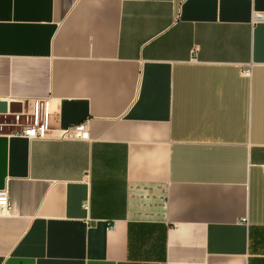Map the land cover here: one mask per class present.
I'll list each match as a JSON object with an SVG mask.
<instances>
[{
	"label": "crops",
	"instance_id": "1",
	"mask_svg": "<svg viewBox=\"0 0 264 264\" xmlns=\"http://www.w3.org/2000/svg\"><path fill=\"white\" fill-rule=\"evenodd\" d=\"M32 99L85 135L0 131V264H264V0H0Z\"/></svg>",
	"mask_w": 264,
	"mask_h": 264
},
{
	"label": "built area",
	"instance_id": "2",
	"mask_svg": "<svg viewBox=\"0 0 264 264\" xmlns=\"http://www.w3.org/2000/svg\"><path fill=\"white\" fill-rule=\"evenodd\" d=\"M261 18L260 16H256ZM244 76L250 75V66H244L241 70ZM49 102L46 99H32L26 107H21L18 112L0 113L5 120L0 122V131L6 127L12 128L14 134L28 139H63L79 138L85 135L81 124L66 128H53L49 124ZM10 117V118H8ZM9 119V121H8ZM10 209V199L7 186L0 188V211L7 212Z\"/></svg>",
	"mask_w": 264,
	"mask_h": 264
},
{
	"label": "water",
	"instance_id": "3",
	"mask_svg": "<svg viewBox=\"0 0 264 264\" xmlns=\"http://www.w3.org/2000/svg\"><path fill=\"white\" fill-rule=\"evenodd\" d=\"M18 112L20 111V104L19 103H10L7 104L5 101H0V113L6 112Z\"/></svg>",
	"mask_w": 264,
	"mask_h": 264
},
{
	"label": "rangeland",
	"instance_id": "4",
	"mask_svg": "<svg viewBox=\"0 0 264 264\" xmlns=\"http://www.w3.org/2000/svg\"><path fill=\"white\" fill-rule=\"evenodd\" d=\"M8 118H10V117H8ZM0 120H1V121H4L5 119H4V118H0ZM8 121H9V119H8Z\"/></svg>",
	"mask_w": 264,
	"mask_h": 264
}]
</instances>
